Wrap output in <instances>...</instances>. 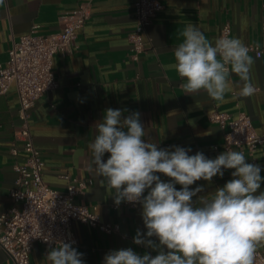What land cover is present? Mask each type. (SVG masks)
Segmentation results:
<instances>
[{"label":"crops","instance_id":"obj_1","mask_svg":"<svg viewBox=\"0 0 264 264\" xmlns=\"http://www.w3.org/2000/svg\"><path fill=\"white\" fill-rule=\"evenodd\" d=\"M86 0H4L0 4V68L5 65L9 49L15 40L36 30L41 34L59 32L68 22V14ZM135 0H91L90 14L79 32L76 45L68 54L54 56L53 70L59 81L56 89L45 92L36 103L31 120L35 145L45 161L44 179L54 188L64 191L69 174L93 182L77 202L92 205L102 220L117 223L120 230L108 233L80 221L72 224L77 244L85 264H104V256L112 250L131 248L143 256H155L157 250L137 245L133 238L139 230L146 234L141 216L142 205L128 208L114 203L115 190L107 189V181L98 177L92 164L89 143L95 138V125L108 108L126 110L123 115L140 113L146 131L143 139L158 148L174 150L172 146L191 148L189 155L202 152L207 158L218 155L214 146L223 149V129L211 121L214 111H226L237 117L247 113L259 133L264 132V0H159L164 7L156 14L145 34L146 50L138 59L132 57L130 34L137 18ZM225 23H230L233 37L246 45L254 43L263 49L262 56L249 51L254 63L250 80L261 87L249 97L239 96V76L230 73L232 91L225 102L208 97L204 90L185 95L181 85L185 80L168 68L174 62V49L182 42L180 33L193 24L206 38L215 42ZM17 87L0 94V214L12 205L11 191L16 186V159L10 151L11 142L18 139L19 115ZM238 151V150H235ZM110 154L105 153L104 161ZM261 167L264 192V144L255 152L254 161ZM234 169L224 170L223 177H213L211 183L196 181L190 189L203 186L200 196L211 199L215 190L231 180ZM164 182L171 178L156 173ZM177 190L181 185L176 184ZM257 193V194H258ZM147 195V191L145 192ZM159 244L158 238L151 237ZM264 251V243L258 245ZM52 249L36 242L30 253V264H49L47 253ZM167 252L166 247L163 248ZM8 259L0 247V262Z\"/></svg>","mask_w":264,"mask_h":264},{"label":"clouds","instance_id":"obj_2","mask_svg":"<svg viewBox=\"0 0 264 264\" xmlns=\"http://www.w3.org/2000/svg\"><path fill=\"white\" fill-rule=\"evenodd\" d=\"M180 36L183 40L173 50L174 62L168 68L185 80L181 85L185 95L204 90L209 98L223 103L232 91L230 73L240 78L239 96L253 95L249 73L254 60L240 38L221 36L213 44L193 24ZM124 111H104L88 149L96 175L106 179L108 190H115L114 203L142 205L147 231L137 230L133 242L158 254L141 256L131 248L112 250L104 256V264H254L257 247L264 243V192L258 193L261 167L247 163L240 151L226 150L210 159L202 152L189 155L191 148H158L143 139L146 131L140 113L125 117ZM105 153L110 154L106 162ZM228 169H234L233 178L218 187L211 199L200 196L193 202L204 189H190V185L199 180L211 183ZM156 173L171 179L164 182ZM176 184L181 185L179 190ZM151 237L158 238L159 244ZM73 243L61 241L52 248L46 255L49 264H85L84 254Z\"/></svg>","mask_w":264,"mask_h":264},{"label":"built area","instance_id":"obj_3","mask_svg":"<svg viewBox=\"0 0 264 264\" xmlns=\"http://www.w3.org/2000/svg\"><path fill=\"white\" fill-rule=\"evenodd\" d=\"M90 3L91 0H86L70 11L68 22L57 33L41 34L33 30L15 40L5 65L0 68V94L15 84L20 102L19 137L11 142L10 151L15 157L24 153V157L16 159L14 164L17 179L10 193L12 205L0 214V247L8 255V259L0 264H30V253L36 242L52 248L59 247L61 241H75L72 246L76 245L74 221L99 227L108 233L120 230L119 224L102 220L92 205L76 201V197L93 182L91 179L65 174L68 185L64 191L52 187L44 179L45 161L34 143L30 126L37 100L59 86L53 70L54 56L58 52L66 55L76 45L79 32L89 17ZM163 7L159 0L134 1L137 24L130 34L134 59L146 50V30ZM221 36L233 38L230 23L223 25ZM247 47L262 56L260 45L251 43ZM260 88L255 87V90ZM210 119L223 129L225 151L238 150L244 153L247 163L254 161L256 150L264 144V132L256 130L247 113L241 111L233 117L229 112L217 110L210 114ZM220 148L218 144L214 146L217 155ZM122 205L135 209L141 204L122 201ZM254 264H264V251L259 246Z\"/></svg>","mask_w":264,"mask_h":264}]
</instances>
